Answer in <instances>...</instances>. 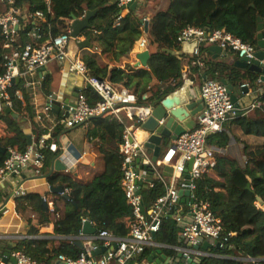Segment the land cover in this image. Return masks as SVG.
I'll list each match as a JSON object with an SVG mask.
<instances>
[{"label": "trees", "instance_id": "1", "mask_svg": "<svg viewBox=\"0 0 264 264\" xmlns=\"http://www.w3.org/2000/svg\"><path fill=\"white\" fill-rule=\"evenodd\" d=\"M16 6L21 10L26 8L28 14L44 12L47 21L41 22L43 31L51 30L53 35L69 28L72 16L82 18L87 10H97L90 19V28L82 33L90 39L91 46L81 50V58L91 75L107 79L119 89L129 90L136 96L139 105L156 104L164 95L181 87L183 60L177 35L184 27L193 25L207 30L225 27L244 42L258 47V18L261 17L264 23V0H167L164 7L153 12L149 21L146 36L151 56L148 66L136 68L126 64L122 68L119 66L121 59L130 54L143 34L142 17L137 15L139 8L130 10L121 19L120 25H115L121 10L117 0H16ZM5 9L6 6L0 3V11ZM22 22L25 29L21 31V43L40 45L46 40H36L29 35L30 29L34 27L32 19ZM262 32L264 34V28ZM4 39L0 28V73L4 71ZM211 54L210 46H201L200 57L206 61V77L220 81L225 79L238 88L246 81L250 82L251 87H258L257 73L224 61L209 60ZM50 84L51 79L46 77V91ZM21 87L22 84H19L9 89L12 109L28 119L33 131H36L30 97L26 93L23 100L16 96V90ZM83 92L91 102L99 99L89 87ZM259 100L261 105L254 107L250 114L243 113L226 121L221 131L207 138L209 146L225 149L231 139L230 125L235 123L245 134L261 137L263 142L255 148L243 144L246 157L244 164L217 150L215 165L197 181V199L209 203L210 210L221 219L225 235L233 233L223 248L211 250L215 255L200 257V264H249L239 257H264V209L257 205V197L264 203V90ZM54 115L59 123L54 135H58L64 126L60 123L61 114L57 112ZM129 121L126 115H123V121L117 120L112 114L93 118L94 127L87 135L90 141L98 145L104 167L91 179L81 181L71 174L58 171L48 175L50 186L60 185L70 191L68 195L61 196V203L56 206L60 212L56 220L48 203H44L42 194L26 192L23 196L14 197L17 212L29 216L28 235H43L41 228L53 222L55 235L65 238L16 239L12 243L4 242L1 245L3 252L22 250L43 264H62L59 261L63 257L76 258L83 252V246L78 243L81 241L75 237L81 234L84 218L98 230L107 229L121 237L129 234L135 216L121 188L123 155L120 150L122 133ZM22 125L21 120L18 121L1 109L0 145L24 151L28 144ZM39 133L41 135L43 130ZM41 150L46 158L45 169L49 168L54 153L47 149ZM5 159L6 154L0 151V168ZM147 170L148 177L141 188L146 209L166 191L155 171L150 168ZM248 184L250 188H247ZM156 240L168 245L181 244L180 226L174 218L166 217L163 220ZM152 252L153 248L148 247L136 260L144 262Z\"/></svg>", "mask_w": 264, "mask_h": 264}, {"label": "built area", "instance_id": "2", "mask_svg": "<svg viewBox=\"0 0 264 264\" xmlns=\"http://www.w3.org/2000/svg\"><path fill=\"white\" fill-rule=\"evenodd\" d=\"M135 1L138 2V8L142 0H117L121 10L115 25H120L121 19L130 12V5ZM0 3L6 6L4 11H0V28L5 38L4 52L2 53L4 71L0 73V109L3 102L11 104L9 89L16 85L15 78H18L19 82H23L25 86L35 89L45 78L43 73H40L36 78L38 72L48 63L57 61L67 65L70 72L82 77L84 81L73 102L74 105L66 103L64 100L59 101L58 113L62 116L60 123L64 126V130L82 126L91 119L106 114H112L119 121H123V115H126L130 120L123 130L120 143L123 155L121 188L135 216L130 232L127 236L121 237L112 234L107 229H97L95 234L88 236H84L81 231L80 236L75 238L81 242L86 240V243L82 242L83 252L76 258L65 256L59 262H65V264H128L129 262L139 264L140 262H137L136 258L150 246L172 248L185 258L200 259L202 256L215 255L211 251L196 247L197 245L201 246L200 237L203 239L213 238L219 242V248H223L233 233L225 235L221 219L210 210L207 201L197 199L195 190L197 181L216 162L217 149L207 144L208 136L221 131L226 121L243 114L245 108L240 104L241 99L238 97V101H233L226 84L218 79L206 77L200 87L203 108L197 115L195 126L187 129L165 145L157 160L153 161L149 156L146 141L141 140L137 134L139 130L144 131L142 124L150 115L153 104L139 105L136 96L129 90L119 89L109 80L91 75L81 54L72 53V42L77 39L72 37L71 27L57 35H53L51 30L44 32L41 24V22L47 21L44 12L36 11L33 14H25L16 6V0H0ZM23 18L25 20L32 19L34 27L30 29L29 35L33 39L46 38L40 45L33 42L21 43V31L25 29ZM149 21L148 15L142 16L143 34L136 41L140 52L148 49L149 42L146 37L145 24ZM177 41L181 47L180 52L183 54L185 44H194L192 52L184 54L182 58L188 61V67L191 68L206 67V61L200 57L202 45L219 46L222 51L238 56L236 60L244 56L248 67L258 60L259 66L264 68V58L256 57L257 46L244 42L225 27L207 30L189 25L179 31ZM248 67L245 70H250ZM253 72L258 74V87L253 88L250 82L246 81L238 89L241 95L247 96L251 91L262 94L264 73ZM87 87L91 88L98 96L97 101L91 102L83 92V89ZM56 100L58 98L54 93L49 95L45 106L36 111L37 120L42 121L54 111ZM260 105L261 101L257 100L249 108ZM58 125L59 123L54 121L53 127ZM147 134L151 135L150 132ZM67 147V144H63L60 137L54 136L52 131L38 136L30 145H27L24 151L7 147L6 159L0 168V181L15 180L14 197L25 195L26 190L22 184H19V179L22 172L29 168L33 169L35 175H43L46 158L41 149H47L54 154L58 153L65 164L63 171L67 174L85 155L90 156L93 160H96L100 155L99 151L92 146L89 151L80 155L79 160L70 164L66 156L68 154ZM190 161H192V166L188 169ZM167 167L171 168V171H167ZM148 168L155 171L156 176L164 183L166 191L146 209L141 188L147 180ZM140 182H142V186H140ZM187 190L189 191L186 197L188 206L187 209H184L182 198L183 192ZM69 192V189L65 188L60 195H68ZM259 204L257 202V205ZM48 206L54 217L58 218L60 212L56 210V207L52 203ZM259 207L264 209V204H260ZM32 217L35 215L32 214ZM166 217L174 218L180 226L182 244L168 245L156 240V235ZM86 220L84 218L83 223ZM41 236L4 234L0 238L11 242L16 239L41 238ZM8 252L7 261L3 259V254H0V264H43L22 250L11 249ZM239 259L249 264H264V257H239Z\"/></svg>", "mask_w": 264, "mask_h": 264}, {"label": "crops", "instance_id": "3", "mask_svg": "<svg viewBox=\"0 0 264 264\" xmlns=\"http://www.w3.org/2000/svg\"><path fill=\"white\" fill-rule=\"evenodd\" d=\"M22 12L25 14L28 13L26 8H24ZM23 19L25 20V18ZM69 27H71V24L69 25ZM83 38L85 37L82 35L79 39L74 40L72 42V45H73L72 53L73 54L77 52L81 54V50L77 46V41ZM138 52L140 51L138 49V46L135 43V46L133 47L130 54L121 59L119 66L123 68L126 64H130L136 68H142L143 66L141 65L136 66L137 64L136 54ZM184 54L186 55L187 52H184ZM184 54L181 53L182 58ZM236 57L238 56L228 54L224 51H222L221 53L212 51V54L208 57V59L214 60V61H224L227 64L234 65ZM182 60H183L182 85L179 89H177L174 92H179L181 96H184V101H188V102L197 101L200 99V87L204 79L206 78V72H205L206 67L205 68H191V67H188V61L186 59H182ZM40 73H43V75H45V78L47 77L51 79V84L49 86L48 91L44 89L45 78L44 80H42V82L38 86H36L35 89H31L25 86L23 82L18 81V83L16 84V85L22 84L21 89L16 90V96L20 100H23L24 94L26 93L30 97L31 104L33 105V110L35 113V122L37 124L36 131H33V126L31 122L28 119H25L23 115L19 114V117L15 118L18 121L21 120L23 122V125H22L23 131L27 135L28 134L32 135L33 137L32 141L36 140L38 138V135L40 136V133H39L40 130H43L42 134L52 131L53 135H54V132H56L57 130V127H53L54 121L55 122L57 121L56 119L57 117L54 114H56L57 112L55 111L52 112L49 116L45 117L42 121L37 120L36 118V111L41 110L45 106V104L49 100V95L54 93L56 97L58 98L57 101L69 100L70 102H74L76 100L79 89L82 88V85L84 84L82 77L74 74L73 72H70L67 65L61 64L57 61H52L48 63L46 66H44L38 72L36 78L40 75ZM238 89H239L238 87H234V93L241 99L240 104L243 108H245V111L243 113L248 115L252 112V109H253V108H249V106L253 102H256L257 100H259V96L261 95V93L256 92V91H251L249 95L244 96L240 94ZM4 106L12 108V101L10 105L3 102L1 105V109H4ZM196 119H197V116H196ZM82 126H84L86 129V137H84L83 139L82 137H77V136H74L71 139L67 137L68 132L75 128L65 129L61 131V133H59L58 135H54V136L60 137L61 142L63 144H67V146H69L70 144H73L75 148H77V150L80 152V154H83L84 152L89 151V149L95 145L94 143L95 141H90L87 135L88 131L94 127L93 119H91L89 122H87L86 124ZM147 133H148L147 131L145 132L142 130L137 131L139 138L143 141L147 140V137H148ZM230 137L231 139H230L229 145L225 149H217V148L216 149L218 151L220 150V152L222 153H226L230 156H233L241 164H244L246 162L245 160L246 157L243 152V144L245 143L255 148L263 142V139L261 137H257L253 134H245L243 130L241 129V127L235 123L230 125ZM236 146L239 149L240 159H238L235 156V153L232 151L233 149L235 151ZM164 147L165 145L162 147V150L164 149ZM147 149H148V153H149L151 160L155 161L154 160L155 150L153 148H147ZM56 156H58V153L54 154L53 160L51 161L49 168L45 169L44 167L43 175H35L33 169L29 168L22 172V175L19 179V184H22L26 192H38L42 194L44 199L46 200V203H48V205L52 203L54 207H56L58 203H61L60 193L54 191V189L60 185H56L55 187L50 186V184L48 183L47 177L52 172H56V171L65 173L63 170L55 169L56 164H55L54 159ZM66 156L69 159L68 163L70 164H72V162L76 160H79L75 158L74 156H72L70 153L66 154ZM89 160L91 161L89 162ZM80 163H84L85 165H88L89 163L91 165H95L93 163H96V160H93L90 156L85 155L84 158L80 159V161H77L76 166L70 169L69 174L73 175L78 180H84V178L80 177L79 168L76 169L74 173H72V170L75 167H78V164ZM103 163H104V160H103ZM45 164H46V161H45ZM15 189H16L15 180L14 181L7 180L5 182L0 181V197L2 198V199L0 198V206L4 202H7L5 205L6 209L3 212H0V236L6 234V232L14 233L15 231H22L24 232L23 235H27L29 231V224L27 223L26 220L24 221L21 218L22 214L17 212L16 210V202H15L14 193H13L15 192ZM187 196L188 194H186L184 191L183 198H182V202H183L182 204L184 205V209H187V206H188L187 200H186ZM56 219L57 218L54 217V220ZM1 233H4V234H1ZM41 233L43 234L41 238H49V239L63 238L61 236L55 235L53 222H51L49 225L43 226L41 228ZM2 241L3 240L0 238V251H2V248H1V245L3 244ZM82 242L86 243V240H82ZM180 243L182 244L181 241ZM149 248H153V252L147 257V259L144 262H140L141 264H149L148 258L150 256H153L154 258L153 261L154 262L156 261L157 264H173L174 262L178 261L179 258H183L180 252L175 251L172 248L159 247V246H150ZM193 259L195 260V258ZM132 264H137V263L132 262ZM185 264H191V263H185Z\"/></svg>", "mask_w": 264, "mask_h": 264}, {"label": "water", "instance_id": "4", "mask_svg": "<svg viewBox=\"0 0 264 264\" xmlns=\"http://www.w3.org/2000/svg\"><path fill=\"white\" fill-rule=\"evenodd\" d=\"M138 5V2L135 1L130 5L131 10H136ZM97 12V10H87L86 14L82 18H77L75 16H72L71 20V28L72 32L71 35L74 39H79L82 36V33L85 29H89L90 19L91 17ZM258 50L256 52V57L259 59L264 58V34L262 32L264 28V23L261 17L258 18ZM149 30V23L145 24V31L148 32ZM194 44H185L183 47L184 52H192ZM77 46L80 50L90 48L91 41L88 38H83L77 41ZM211 51L221 53L222 49L219 46H211ZM151 56V52L149 49H146L144 51L138 52L136 54L137 58V64L136 66H143L147 67L149 63V59ZM246 58L242 56L239 60H236L234 65L245 69L247 68V63L245 62ZM252 71L264 73V68H261L259 66V61L255 60L254 63L248 67ZM264 79V75L262 76ZM19 81L18 78L14 79V82L17 84ZM224 84L228 86L229 92L231 94V97L233 101H238V96L234 93V86L227 82V80L222 79L221 80ZM77 94V93H76ZM66 103H70L71 105H74L73 102H70L69 100H65ZM60 102L55 101L54 103V111L58 112ZM203 108V102L201 99L197 101H184V96H181L179 92H172L170 94L164 95L156 104H153V108L151 109V113L148 116L147 120L142 124V129L144 131L150 132L151 135L148 136L145 144L147 148H153L155 150L154 154V160L156 161L158 156L160 155L162 151V147L164 145L169 144L171 140L176 139L178 136L183 134L187 129H191L196 124V116L198 112H200ZM4 110L6 113L11 114L14 118H18L19 114L12 110L10 107L4 106ZM163 121V122H160ZM32 135H27V144L30 145L32 143ZM0 151L2 153H6V148L4 146L0 145ZM68 153H70L75 158H80V152L75 148L73 144H70L67 147ZM55 169L56 170H64L65 164L60 159L59 156H56L55 159ZM192 166V161L188 164V169H190ZM167 171H171V168L167 167ZM140 186H142V182H140ZM247 188H250V184L247 185ZM54 191L58 193L63 192V187L58 186L54 189ZM14 193V192H13ZM12 193V195H13ZM186 194H189V191H185ZM45 204L46 200H43ZM257 202H260L263 204V200L260 197H257ZM7 202H4L0 206V212H3L6 208ZM97 232V228L93 225V223L89 220H86L82 225V234L84 236L93 235ZM199 241L201 243L200 245H197L196 247H201L204 250L211 251L213 248L220 249L219 248V242L214 240L213 238L209 239H203L202 237L199 238ZM81 246H83L82 242H78ZM0 254H3V259L8 260L9 252L8 251H0ZM13 262H16L14 259H11ZM153 256H150L148 258L149 264H157V262L153 261ZM181 261V262H180ZM185 263H191V264H200V259L196 258L195 260L193 258H179L178 261L174 262L173 264H185ZM62 264H65V262H62Z\"/></svg>", "mask_w": 264, "mask_h": 264}, {"label": "rangeland", "instance_id": "5", "mask_svg": "<svg viewBox=\"0 0 264 264\" xmlns=\"http://www.w3.org/2000/svg\"><path fill=\"white\" fill-rule=\"evenodd\" d=\"M166 2L167 0H142L140 2V6H139V10L137 12V15L139 17H142L144 15H148L150 18L152 17L153 15V12L155 10H157L158 8H161V7H164L166 5ZM147 37V36H146ZM148 39V38H147ZM74 136H77V137H82V139L84 137H86V129L84 126H78L76 127L75 129H72L68 132V138H72ZM97 146V147H96ZM93 147H95L98 151V145L95 144ZM235 151L234 149L232 150L234 153H235V156L240 159V154H239V149L237 148V146L235 147ZM100 154V152H99ZM91 160H89L90 162ZM95 167V168H94ZM92 167V165L89 163L88 165H85L84 163H80L78 164V167H75L73 170H72V173H74V171L76 169L79 168V171H80V177L84 178V180H81V181H86V180H89L91 179L94 175H96L97 173L101 172L103 170V167H104V163H103V157L102 155H98L97 159H96V163H95V166ZM86 179V180H85ZM260 203V202H258ZM262 205V203H260ZM260 204L258 206H260ZM22 216V217H21ZM20 217L25 221H27L28 219V214L25 213L22 214ZM32 216V215H31ZM28 223V221H27ZM1 234H4V233H1ZM7 235H12V236H17V235H23L24 232L22 231H15L14 233H11V232H6ZM3 241V244L4 245V242H9V240H4L2 239ZM13 242V241H11Z\"/></svg>", "mask_w": 264, "mask_h": 264}]
</instances>
